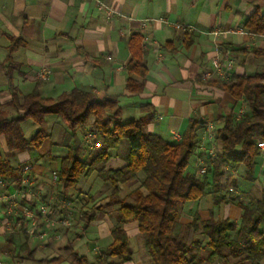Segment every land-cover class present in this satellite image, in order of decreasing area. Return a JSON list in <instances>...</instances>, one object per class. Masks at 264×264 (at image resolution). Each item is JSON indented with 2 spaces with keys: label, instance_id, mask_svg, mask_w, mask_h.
Segmentation results:
<instances>
[{
  "label": "crops",
  "instance_id": "1",
  "mask_svg": "<svg viewBox=\"0 0 264 264\" xmlns=\"http://www.w3.org/2000/svg\"><path fill=\"white\" fill-rule=\"evenodd\" d=\"M255 16L264 18V0H0V109L9 118L17 116L10 104L11 87L19 97L36 89L51 100L76 89L90 93L95 100H115L117 122L142 121L144 134L158 135L169 144L179 142L175 136L181 138L190 121L202 122L206 127L197 133L198 150L190 160V170H186L188 175L194 174L196 160L210 148L223 118L243 108L242 102L210 84L219 79H202L205 72L213 70L215 56L230 53L234 60L232 78L264 74V28L260 34L245 28ZM174 25L191 30L175 29ZM236 28L243 33L211 35L215 29ZM132 35L140 38L146 70L138 94L126 87ZM42 68L50 71L44 81L36 78ZM131 78L142 81L136 75ZM92 123L89 119L70 130L55 115L46 116L41 124L25 120L20 125L25 139L39 130L46 135L37 150L10 153L0 135V153L17 170L15 177L0 180V264H74V255L86 259V264H102L100 259L91 262V257L95 247L102 252L113 242L111 232L119 205L111 195L112 185L101 180L96 170L84 174L67 190L57 185L62 161L69 154L90 165L104 152L108 156L105 170L127 165V140H120L110 150L91 147L85 135L93 133ZM256 163L253 181L246 180L243 168L227 170L223 185L225 191L234 190L237 201L214 205L213 197L207 194L186 202L181 225L190 224L194 215L202 221L212 216L238 224L242 206L264 194V150ZM25 165L31 167L34 195L19 186ZM141 179L139 175L137 181L118 185L117 198L125 200ZM5 193L14 198L18 214H6ZM39 204L47 205V218L34 222L23 216L25 210L36 214ZM90 210L94 217L84 226L83 213ZM66 220L68 227L61 223ZM121 227L132 258L124 263L111 258L110 262L147 264L137 223Z\"/></svg>",
  "mask_w": 264,
  "mask_h": 264
},
{
  "label": "trees",
  "instance_id": "2",
  "mask_svg": "<svg viewBox=\"0 0 264 264\" xmlns=\"http://www.w3.org/2000/svg\"><path fill=\"white\" fill-rule=\"evenodd\" d=\"M249 22L245 28L250 33H262L263 17L255 16ZM139 42L138 36H131V60L127 65L126 80L127 90L137 94L142 91L146 77ZM132 75L142 81H134ZM210 84L236 102H242L245 113L239 120L235 114L223 118L214 134L218 148L215 158L208 154L201 157L205 166L202 176L188 175L186 170L198 149L197 133L206 127L204 123L190 121L181 140L169 144L158 135L144 134L142 121L117 122L119 109L115 100H95L90 93L76 89L51 100L43 98L36 89L19 97L11 87L10 104L17 116L9 118L0 109V135H3L10 153L37 150L46 135L39 130L27 140L23 137L21 123L32 120L41 124L46 116L55 115L70 130L93 119L92 132L98 135L106 150L115 148L122 139L127 140L130 150L124 168L105 170L108 156L104 152L98 154L90 165L82 163L75 154H69L63 159L57 175V185L65 190L74 187L84 174L92 170L98 172L101 180L112 185L111 195L119 208L116 227L111 232L113 242L100 255L102 264H113L111 258L123 263L131 260L128 239L121 227L128 222L137 223L150 264H264V231L259 230L264 221V194L242 206L238 224L227 219L214 220L212 216L202 221L198 215H194L190 224L181 225L179 222L183 204L204 195L210 194L214 205L237 201L238 196L225 191L226 171L243 168L246 180L253 181L256 160L260 156L258 144L264 143V74L242 75ZM16 175L17 170L0 153V180ZM139 175L142 179L138 188L125 200H119L118 185L137 181ZM93 217L92 210L84 212L83 225L87 226ZM73 257L74 264H86V259Z\"/></svg>",
  "mask_w": 264,
  "mask_h": 264
},
{
  "label": "built area",
  "instance_id": "3",
  "mask_svg": "<svg viewBox=\"0 0 264 264\" xmlns=\"http://www.w3.org/2000/svg\"><path fill=\"white\" fill-rule=\"evenodd\" d=\"M108 14H110L108 12ZM175 29H182L184 31H190L191 28H183L180 25H174L173 26ZM227 33H238V34H242L243 30L241 28H236L235 30H227V31H222L220 29H215L211 32V35L213 37H218L220 35L223 34H227ZM144 42H147L148 39L146 37L143 38ZM233 68H234V60L232 58V56L230 55V53L228 52H224L221 54H218L215 56V58L213 59V70L211 72H205L202 75V79L204 80H211L214 77H216L217 79L221 80V81H227L229 79L232 78L233 75ZM50 71L48 68H42L37 74H36V78L40 81H44L46 80L47 76L49 75ZM245 113V108L243 106L242 109H240L236 114H235V118L236 120H239L241 118V116ZM211 132V127L208 126L207 128V133ZM176 139L178 138V136H175ZM85 139L87 141L90 142V145L93 149H98V150H103L104 146L102 144V142L100 140H98V135L95 134V132L93 133H87L85 135ZM258 148L260 150H264V143H259L258 144ZM210 157L215 158V154L212 151H208L207 153ZM202 161V160H201ZM198 162L197 159V163L199 165V173L202 175L205 172V166L203 161ZM21 174H20V178H19V186L26 189L31 195H34L33 190L31 189L32 186V180L30 177V172H31V167L29 165H25L23 166L22 170H21ZM233 189L229 188L228 191L232 192ZM38 197V195H37ZM5 202V206H6V214L8 216H12V215H16L18 214V209L17 206L15 204L14 198L12 196H8V198H6L4 200ZM46 207L43 206L42 204H39L38 208H37V213L33 214L32 211L30 210H25L22 212L23 216L27 219H31L32 221L35 222V220H39L40 218L45 217L48 212H46ZM48 211V209H47ZM63 225H66V221L61 222ZM69 225V222H68ZM40 237L42 238L43 236L40 235Z\"/></svg>",
  "mask_w": 264,
  "mask_h": 264
},
{
  "label": "rangeland",
  "instance_id": "4",
  "mask_svg": "<svg viewBox=\"0 0 264 264\" xmlns=\"http://www.w3.org/2000/svg\"><path fill=\"white\" fill-rule=\"evenodd\" d=\"M216 130V129H215ZM214 130V131H215ZM213 131V132H214ZM214 134H215V132H214ZM176 140H178V141H180L181 140V138L178 136V138L176 139ZM210 142H211V146H210V148L209 149H205V151H204V154H206L207 155V153H208V151H212L214 154H216L217 153V151H218V148H217V144L214 142V135H212V138H211V140H210ZM202 148V147H201ZM198 150V149H197ZM196 150V151H197ZM196 153V152H195ZM203 161V163H204V160L203 159H201V158H198V162L199 161ZM201 161V162H202ZM189 165H190V163H189ZM196 172L194 173L196 176H202L200 173H199V165H198V163H197V160H196ZM188 170H190V166H188V168H187ZM227 170H229V169H227ZM231 171H233V170H231ZM22 171H20V173H21ZM227 172V171H226ZM141 176V178H142V175H140ZM226 176H227V173L225 174V178H226ZM225 178H224V180H225ZM224 182V181H223ZM232 189V188H231ZM232 191H234V190H232ZM8 196H10V195H8L7 193H5V194H3V200H5L6 198H8ZM2 198V197H1ZM185 204H187V203H185ZM43 206H45L47 209H48V207H47V205L46 204H42ZM45 208V209H46ZM182 208H183V206H182ZM47 209H46V212H48L47 211ZM185 214V213H184ZM43 218H47V215L45 216V217H43ZM70 224H72V220H71V222H70ZM64 227H68L69 225H68V220H66V225H63ZM259 230L260 231H264V222H262L261 224H260V226H259ZM140 248H141V250H143V252H144V255H145V258H146V261H147V264H150V262H149V260H148V257H147V255H146V253H145V251H144V249H143V247H142V245H141V241H140ZM134 249V248H133ZM94 257H91L92 258V261L91 262H96V263H98L99 262V259H100V254H101V250L98 248V247H95L94 248Z\"/></svg>",
  "mask_w": 264,
  "mask_h": 264
}]
</instances>
